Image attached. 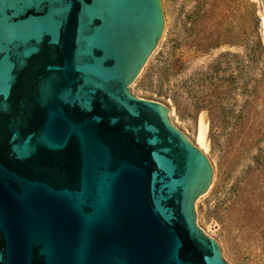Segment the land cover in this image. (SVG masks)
<instances>
[{
    "label": "water",
    "instance_id": "95a60500",
    "mask_svg": "<svg viewBox=\"0 0 264 264\" xmlns=\"http://www.w3.org/2000/svg\"><path fill=\"white\" fill-rule=\"evenodd\" d=\"M163 27L160 0H0V264H226L210 160L128 89Z\"/></svg>",
    "mask_w": 264,
    "mask_h": 264
},
{
    "label": "rangeland",
    "instance_id": "374dc122",
    "mask_svg": "<svg viewBox=\"0 0 264 264\" xmlns=\"http://www.w3.org/2000/svg\"><path fill=\"white\" fill-rule=\"evenodd\" d=\"M160 1L162 33L128 89L167 105L171 123L210 160L212 180L195 200V223L226 264H264L261 1Z\"/></svg>",
    "mask_w": 264,
    "mask_h": 264
},
{
    "label": "trees",
    "instance_id": "16d2710c",
    "mask_svg": "<svg viewBox=\"0 0 264 264\" xmlns=\"http://www.w3.org/2000/svg\"><path fill=\"white\" fill-rule=\"evenodd\" d=\"M223 92H225V91H220V92L216 93L214 99L209 101V104H210V106L212 108V111H215L220 106L219 105L220 104V99L222 97L221 94H223Z\"/></svg>",
    "mask_w": 264,
    "mask_h": 264
},
{
    "label": "bare ground",
    "instance_id": "6f19581e",
    "mask_svg": "<svg viewBox=\"0 0 264 264\" xmlns=\"http://www.w3.org/2000/svg\"><path fill=\"white\" fill-rule=\"evenodd\" d=\"M261 23H262V27H263V34H264V17L261 15ZM200 136L202 137V133H200ZM202 139V138H201ZM200 139V140H201Z\"/></svg>",
    "mask_w": 264,
    "mask_h": 264
}]
</instances>
